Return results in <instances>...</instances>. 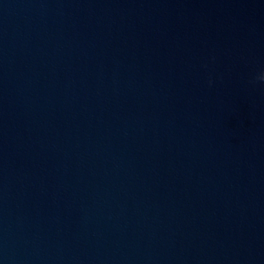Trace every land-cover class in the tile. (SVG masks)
I'll use <instances>...</instances> for the list:
<instances>
[{
  "label": "water",
  "instance_id": "1",
  "mask_svg": "<svg viewBox=\"0 0 264 264\" xmlns=\"http://www.w3.org/2000/svg\"><path fill=\"white\" fill-rule=\"evenodd\" d=\"M264 0H0V264H264Z\"/></svg>",
  "mask_w": 264,
  "mask_h": 264
},
{
  "label": "clouds",
  "instance_id": "2",
  "mask_svg": "<svg viewBox=\"0 0 264 264\" xmlns=\"http://www.w3.org/2000/svg\"><path fill=\"white\" fill-rule=\"evenodd\" d=\"M261 79H264V76H261Z\"/></svg>",
  "mask_w": 264,
  "mask_h": 264
}]
</instances>
